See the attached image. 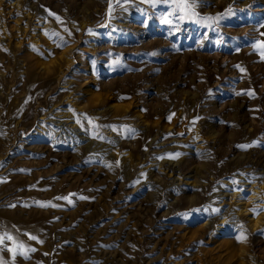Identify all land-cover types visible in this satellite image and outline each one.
Returning a JSON list of instances; mask_svg holds the SVG:
<instances>
[{
    "label": "rangeland",
    "instance_id": "obj_1",
    "mask_svg": "<svg viewBox=\"0 0 264 264\" xmlns=\"http://www.w3.org/2000/svg\"><path fill=\"white\" fill-rule=\"evenodd\" d=\"M194 10L0 0V264H264V0Z\"/></svg>",
    "mask_w": 264,
    "mask_h": 264
},
{
    "label": "snow or ice",
    "instance_id": "obj_2",
    "mask_svg": "<svg viewBox=\"0 0 264 264\" xmlns=\"http://www.w3.org/2000/svg\"><path fill=\"white\" fill-rule=\"evenodd\" d=\"M173 3L176 4L177 10L183 15L180 17L181 19H193L196 16L195 13V0H173ZM52 15H55L54 13H51ZM264 54V53H262ZM240 93H237L239 95ZM241 147H246V146H241ZM177 156L179 155L178 153L176 154ZM8 239H11V237H8ZM35 239V237H33ZM238 239H243V237H238ZM3 242V238L0 237V243ZM22 247V246H18Z\"/></svg>",
    "mask_w": 264,
    "mask_h": 264
},
{
    "label": "bare ground",
    "instance_id": "obj_3",
    "mask_svg": "<svg viewBox=\"0 0 264 264\" xmlns=\"http://www.w3.org/2000/svg\"><path fill=\"white\" fill-rule=\"evenodd\" d=\"M246 31V30H245ZM217 48V47H216ZM213 55V54H212ZM214 55L216 56V57H220L221 55H222V53L218 50V48L217 49H214ZM225 57H227V56H225ZM223 59V58H222ZM224 59H226V58H224ZM225 61V60H224ZM0 112H1V110H0ZM241 211H243V210H241ZM261 223H263V222H261V221H259V219H257L255 222H254V226L255 225H257V224H261Z\"/></svg>",
    "mask_w": 264,
    "mask_h": 264
}]
</instances>
